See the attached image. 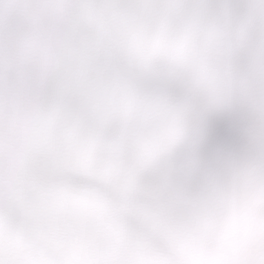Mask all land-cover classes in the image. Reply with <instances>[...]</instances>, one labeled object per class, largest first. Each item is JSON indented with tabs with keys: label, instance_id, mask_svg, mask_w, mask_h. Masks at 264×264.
Segmentation results:
<instances>
[{
	"label": "snow or ice",
	"instance_id": "6c2138e0",
	"mask_svg": "<svg viewBox=\"0 0 264 264\" xmlns=\"http://www.w3.org/2000/svg\"><path fill=\"white\" fill-rule=\"evenodd\" d=\"M0 264H264V0H0Z\"/></svg>",
	"mask_w": 264,
	"mask_h": 264
}]
</instances>
